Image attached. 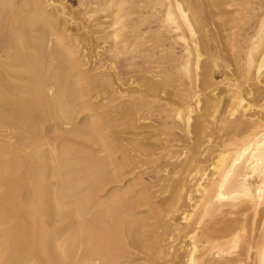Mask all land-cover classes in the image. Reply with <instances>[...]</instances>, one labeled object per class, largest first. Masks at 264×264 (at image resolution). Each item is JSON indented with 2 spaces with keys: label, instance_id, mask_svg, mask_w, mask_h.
Returning a JSON list of instances; mask_svg holds the SVG:
<instances>
[{
  "label": "bare ground",
  "instance_id": "obj_1",
  "mask_svg": "<svg viewBox=\"0 0 264 264\" xmlns=\"http://www.w3.org/2000/svg\"><path fill=\"white\" fill-rule=\"evenodd\" d=\"M56 1L0 0V264H136L129 251L142 247V252L152 246L148 234L154 225H148V214L154 216L156 211L165 214V240L156 241L165 242L159 255L167 264H264V18L257 34L247 40L242 76L247 89L243 90V83L229 81L227 100L218 92L222 81L208 78L206 62L202 74L210 92L203 102L207 92L202 88L201 94L198 84L203 81L204 44L198 28L202 18L192 13L190 4L185 6L190 0H154L164 10L159 26L183 48L176 69L194 88L182 105L174 107L173 118L187 135H196V142L183 149L184 159L178 167L174 165L177 171L171 184L165 176L169 184L164 186L165 194L170 197L165 196L169 198L160 208L149 189L142 192L140 187L138 193L133 182L132 186L131 181L122 184L120 167L124 164L126 169L129 152L120 156L122 164L117 165L118 151L108 143L100 115L94 112L78 121L81 112L90 110V92L98 86L80 60L79 39L64 29L70 23L69 12ZM95 1L83 16L95 23L103 15L107 21L92 23L93 34L111 41L113 53L122 55L134 46L132 34L139 36L137 29L131 32L126 2ZM214 1L222 6L221 0ZM129 29L132 37L127 35ZM220 58L212 56L209 64L218 68ZM158 84L146 87L154 95L162 81ZM245 90L247 98L242 94ZM134 116L123 118L137 126L141 119ZM215 140L222 146L214 152ZM206 156L209 161H201ZM117 182L123 186H112ZM184 201L190 204L185 212ZM136 206L149 208L148 216L134 213ZM180 213L182 224L175 219ZM238 215L242 218L238 222L236 217L224 220Z\"/></svg>",
  "mask_w": 264,
  "mask_h": 264
},
{
  "label": "rangeland",
  "instance_id": "obj_2",
  "mask_svg": "<svg viewBox=\"0 0 264 264\" xmlns=\"http://www.w3.org/2000/svg\"><path fill=\"white\" fill-rule=\"evenodd\" d=\"M57 1H56L57 4L59 3L60 5H63L66 8V11L69 12L68 16L70 17L67 16L66 19L67 22L69 21L70 23L65 24L66 26L65 25L64 26L66 28L64 27V29L70 32V33L68 32L69 36L71 35V37L74 38H76L77 36V39H79V42L81 43L79 47L80 60L86 66L85 71L88 72L87 74H89V77H92L91 79L94 80L98 86L95 92L94 90H91L90 92V96H91V93L93 91L92 97L89 98V102L92 99V104H94L93 105L94 108L91 104L90 110H86L88 113H85L84 111H83L84 113L81 112L80 117L78 116V121L80 122L84 121V119H86L85 116H87V114L88 115L94 114V112L97 113L96 116L97 115L102 116L101 118L100 116H98V118L102 121V131L103 133L105 132L104 135L107 133L105 137L107 138L108 143H110V145L112 146L113 150H115L116 152L118 151L116 156L117 159L119 157L120 160H117L116 164L119 165L120 163L121 165L122 161L120 156L123 153L125 154L126 152H129L128 154L126 153V156H128L127 158H129L130 160L129 163L126 165V169L124 164H122L123 166L120 167L122 169V172L124 171L122 173L123 181H124L122 182V184L126 186V183L131 181V183L128 184L132 186V184L134 183L133 191L135 192L137 191L138 193L142 190L144 192L145 190L146 192H148L149 189V192L151 191L152 193L151 192L148 193L151 196H153L152 197L153 202L154 203L157 202L160 205L159 206L156 203L155 206L163 208L162 206L165 205V200H167L170 197V193L165 194V191H166V187H168L169 185L168 182L171 184V181H173L174 175L172 176V174L177 171V169L174 170V168L178 167V165L184 159L183 153L185 152V150L187 151V149L189 148L187 144L192 145L196 142V138H195L196 135L194 133H193L194 135L193 134L187 135V133L183 129V126L173 118L174 107L176 108L178 107V105L179 106L182 105L183 102L186 100L185 99L186 96L189 94L188 91L191 92L192 91L191 89H194L190 85L189 80L187 78L185 79L182 74L180 75V73L177 71L178 69H176L178 68L177 66H179L180 64V63L178 64V62H180L179 58L181 59L183 54L182 45L179 43H175V41H173L174 35L171 33L168 34L169 33L168 30L166 29L164 30L160 27L161 26L160 21L164 14L163 13L164 10L163 8L154 5V0H124L126 2L125 9L127 8L126 13H128V11L129 14L131 13L129 17V19L131 20V21L129 20V25L132 31L129 29L127 31V35L129 34L131 36V32L133 33V30L135 28L139 30V31L134 30L135 34L139 33V36L133 35L134 33L132 34L133 37L131 36L132 39L130 38V40L131 41L133 40L132 42L134 43L133 44L134 46H131V49L125 51L123 54L121 53L122 55L119 54L120 57H118L119 55L117 56L116 53H113L114 50L113 51L111 50V43H112L111 41L109 40L107 41V39H105L104 36H100V35L95 36L93 34L94 30H92L91 25L93 24L95 25L96 22L104 23L107 21L103 19V15L101 16L99 15L97 17L98 19L95 18V20L96 19L98 20V21L96 20L95 23H93L94 21L89 22V19L83 16L86 15L85 14L86 12L90 11L93 8L92 4L96 2L95 0H57ZM150 1L151 4L149 3ZM221 1L223 2L222 6H219L221 8L217 7L214 4L215 1L213 2V0H190L189 2L186 1L185 6L190 4L192 10L193 9L195 10V11L193 10L192 13L196 12L193 14L200 15L197 16L199 20H201L202 18L201 20L202 23L199 21L201 23L202 28L198 27L200 28L199 30L202 29V31H204L206 29L204 31V33L206 32L205 38L203 36L204 34H201L203 32L201 31L200 33L201 35L200 39L202 41L201 43L204 44L203 46L201 45L202 64H201L200 77L202 78L203 74L206 73L204 68L202 70V67H205L204 64L208 62L207 64V67L209 66L208 78L212 77L213 79L216 80V82L222 81L223 84L219 86L218 92L223 93L228 100L231 94L228 93L229 88L227 87L226 84L229 83V81L238 82L240 85H242L243 83L242 85L243 90L245 88L247 89V86L244 85L245 84L244 78L242 77L245 74L244 59H246L245 56L247 55L248 52L247 48L249 46L247 40H249L251 37H254L260 29V24L262 22V19L264 18V9L263 10L260 9L264 8V0H221ZM185 6H184L185 10H188V8H190L189 5L187 6L188 8H186ZM87 7H90L91 9ZM62 23L64 22L62 21ZM202 38L204 39L207 38L206 42L205 40H202ZM207 40L209 42H207ZM212 56L213 57L216 56V58L221 57L220 58L221 60H219V67L216 69L213 67L212 64H209L212 63L210 62ZM210 70L212 74L210 73ZM201 78H199V81H202ZM202 79L203 81L198 82V84L200 86L199 90L201 91V94L207 92L206 94L203 95L204 97H202L204 102L205 96L209 94L210 90L208 89H207L208 91L206 90V86H205L206 84L204 83V80L206 79L205 75L203 76ZM154 80H156V82H158L159 84L160 81H162L161 86L163 85L162 87H165L164 89L158 84L160 86L159 90L161 92L158 90L157 93L154 94L155 96L152 94L151 90L147 88L148 85L149 86L151 85V83L153 84L156 83ZM110 81L113 83L112 87L108 86ZM146 82H150V84ZM104 88L106 90H104ZM110 88H112L113 90L111 89L110 91ZM202 88H204L205 90ZM202 90H204V92H202ZM112 91L113 92L118 91V93L115 94L112 93ZM98 92L101 93L97 94ZM242 94L247 98L246 90L242 92ZM91 107L94 109V111L93 109L91 110ZM133 109H136V111ZM202 111H204V108L202 109ZM124 113L125 114L129 113L128 115H132L133 113V116L135 114L134 116L135 118L138 117L139 119H141V121L137 124V126L140 125V127L138 128L136 126V123L134 126H131V124H129L125 119L128 115L126 116ZM199 113H197L196 116L194 117V121L196 120L197 116L201 114ZM204 113L205 112H202V114ZM123 114L126 117L123 116ZM103 116L105 117L108 116L110 120L112 119L114 121L112 120L110 121L109 118L107 117V120L110 122H108L105 118V120L108 122L105 123L106 121L102 120ZM120 120H122L123 123H121ZM138 120H136V122H138ZM116 121L117 122L119 121V123H117ZM125 124L128 126V127L125 126V128L127 127L126 129L124 127L122 128V125L124 126ZM49 126L50 124H48V128ZM135 126L137 129L135 128ZM141 134L144 136H141ZM192 139L193 141L194 140L195 141L193 142ZM187 140L190 141L188 142ZM133 141L134 143L136 141L135 145L134 143H131ZM77 142H79V140ZM137 142L139 144H137ZM142 143L144 145L146 144V146H143ZM213 143L216 144V145L214 144L212 145V148H214L213 149L214 152L222 146L221 144L222 142L219 140H215ZM140 144L142 147L140 146ZM185 146L187 147L186 149H184ZM134 147L137 148L135 149ZM138 147L141 150H144V153L146 155H144L143 151H141ZM148 147L149 149L147 151L146 148ZM163 151H165L166 153ZM147 154H149L150 156ZM180 154H182V157L180 156ZM99 155L102 157L104 156V153H101ZM170 157L175 158V160ZM179 157H181L182 159ZM209 158L210 157L208 156L200 157L201 161L203 162H208ZM132 159L134 161H132ZM151 161H153V163ZM131 163L132 165L130 167L129 165ZM169 163L171 164L169 165ZM209 164L210 163H207V165ZM126 171L128 172V174ZM165 171L167 173H165ZM169 175L171 177H169ZM165 176H168V182H167V177L165 178ZM129 178L130 179L133 178L134 181L133 179L130 180ZM135 178L136 180H141V181L137 182ZM163 181H166L167 183L165 182L164 184ZM120 183L117 182L112 186H123ZM136 183H138L139 185ZM135 184L137 186H135ZM144 185L146 186L144 187ZM160 185L163 186L162 189L159 188ZM165 185L166 187H164ZM160 190H164V191L162 192ZM167 195L169 196L168 198L165 197ZM187 202L189 203V201H186V203L184 201L183 203L184 209H182V211L184 212L185 210L186 211L189 210L190 204H187ZM142 210H146V211H142ZM133 212L136 214L140 213L139 216H142V214L145 217L149 215L150 218L149 217L148 218L150 220L148 222V225L151 226L153 223L154 231L152 234H148L149 236L148 239H150V242H152V246L151 247L149 246L148 249L151 248V250L147 249L146 252L144 251L145 249L141 247L135 249L134 252L133 250L132 252L129 251V254L134 253L133 255L131 254V256L136 261V264H153V263L167 264L163 259H161V255H159L161 251V246L163 247L166 246L164 245L165 242L164 244L161 245L156 241V238H164L165 240V235H164L165 223L162 222L163 220H165L164 211H162V213H159L161 214L160 215L161 217L159 216V214H157L158 211H156L157 213L154 216L150 214L146 215V213H149V208H146V206H140V207L136 206ZM157 215L160 218L157 217ZM178 216L175 218L177 221L176 220L175 221L178 224H182L183 222H180L182 221L183 218L182 214L180 213ZM156 217L158 218V220L161 219L159 220L160 222L157 221ZM151 218L154 219L155 221L152 220ZM177 218L179 219V221ZM227 219L231 221L235 220L236 222H238L239 219L242 220L240 216L239 217L233 216V218L232 217L224 218V220ZM148 230L149 229H147L146 231ZM151 239L153 240L151 241ZM168 242L169 241H167V243ZM156 243H158L160 247L157 246ZM140 249H144V250L140 252L141 251ZM149 251L150 252L152 251L151 252L152 254L151 253L149 254L148 253ZM157 251H159V253ZM143 252H145V254ZM136 256L138 257L139 260L140 259L141 260L140 261L137 260ZM150 258L151 259L153 258L154 261L152 260L153 261L152 262ZM143 260L145 262H143Z\"/></svg>",
  "mask_w": 264,
  "mask_h": 264
}]
</instances>
